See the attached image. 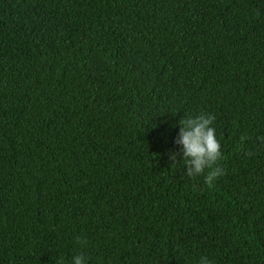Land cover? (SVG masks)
<instances>
[{
	"label": "trees",
	"instance_id": "trees-1",
	"mask_svg": "<svg viewBox=\"0 0 264 264\" xmlns=\"http://www.w3.org/2000/svg\"><path fill=\"white\" fill-rule=\"evenodd\" d=\"M200 114L211 185L175 143ZM77 254L264 264V0H0V264Z\"/></svg>",
	"mask_w": 264,
	"mask_h": 264
},
{
	"label": "clouds",
	"instance_id": "clouds-1",
	"mask_svg": "<svg viewBox=\"0 0 264 264\" xmlns=\"http://www.w3.org/2000/svg\"><path fill=\"white\" fill-rule=\"evenodd\" d=\"M214 120L213 114L183 117L179 122V137L175 141L176 144L182 145V161L187 169L185 174L192 178L203 175L205 183L209 185L223 174V169L218 163L223 158L221 143L216 137L215 128L211 126ZM178 155L179 153L175 152L171 154L173 163L177 162ZM77 243L83 246L87 244V240L77 237ZM57 264H64V261L57 260ZM71 264H87L86 257L77 254L72 258ZM199 264L212 262L207 257H202Z\"/></svg>",
	"mask_w": 264,
	"mask_h": 264
}]
</instances>
